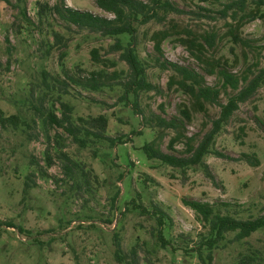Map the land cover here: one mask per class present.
Here are the masks:
<instances>
[{
  "label": "rangeland",
  "instance_id": "obj_1",
  "mask_svg": "<svg viewBox=\"0 0 264 264\" xmlns=\"http://www.w3.org/2000/svg\"><path fill=\"white\" fill-rule=\"evenodd\" d=\"M173 1L188 12L171 18L199 32L217 31V42L205 52L211 65L196 59L179 35L163 41L161 59L196 69L212 87L221 86L217 73L209 72L213 65L226 64L242 74L253 62L250 52L226 36L224 20L212 18L229 0ZM60 2L0 0V264H127L134 259L139 264H201L191 249L208 228L184 198L229 203L223 212L241 219L264 214V87L239 104L203 157L213 178L201 164L183 170L149 160L142 146L157 134L144 118L150 111L171 118L188 110L191 119L183 131L198 145L228 96L222 91L218 101L200 109L188 91L171 83L175 72L155 64L159 55L150 39L167 24L150 21L139 26L138 53L147 63V81L157 88L121 100L129 66L122 51L111 48L115 37L65 21L54 10ZM65 3L113 17L96 0ZM240 31L264 45V17L246 21ZM119 37L127 45L130 36ZM93 49L100 60L93 59ZM94 71L103 72L107 85L94 90L76 81ZM62 102L72 107L78 124L106 115V135L128 142L111 144L91 136L81 146L60 128L45 127L43 114L61 116ZM12 115L19 117L17 125L3 122L1 117ZM166 133V153L190 155L185 137L171 148L175 131ZM140 198L148 211L131 203ZM156 208L165 213L163 226ZM160 231L171 244L162 245ZM214 264H264V229L246 238L227 233L214 250Z\"/></svg>",
  "mask_w": 264,
  "mask_h": 264
},
{
  "label": "trees",
  "instance_id": "obj_2",
  "mask_svg": "<svg viewBox=\"0 0 264 264\" xmlns=\"http://www.w3.org/2000/svg\"><path fill=\"white\" fill-rule=\"evenodd\" d=\"M96 3L100 8L113 14V17H102L90 11L72 8L66 5L65 0L57 3L54 6V10L62 19L78 27H87L104 35L115 37V43L111 48L115 51L121 50V57L129 66V77L121 83L125 90L121 100L128 101L129 95H133L137 99L141 91L157 88L147 81V63L141 59L138 53L139 26L150 21L167 24L164 29L153 31L150 34V39L154 42V49L159 55L155 59V64L162 69L171 68L175 72L171 77V83L178 84L188 91L193 97L194 103L200 109H204L205 103L218 101L222 91L228 96L227 102L220 104V116L213 120L211 129L204 135L198 145L194 144V137L186 136L183 131L187 120L191 119V114L188 110L182 109L180 116L171 118H166L155 111H150L149 116L144 117L146 118L147 126L157 129L156 136L142 146V150L149 160L158 159L183 170L191 165L201 164L205 168L206 174L213 178L207 163L203 161V157L211 153V143L223 126L229 122L233 113L239 108V104L246 101L257 89L264 87V66L261 65L260 56L264 45H257L255 43L257 40L244 37L240 31L246 21L261 16L264 17V0H229L223 4L221 9L216 11L218 17H212L223 19L228 28L225 32L226 36H230L235 44L241 45L246 52H250L254 57L253 62L242 74H236L226 64L218 63V65H213L209 72L211 74L217 73L221 81L220 87L207 85L205 76L194 68L164 58L161 59L164 55L163 41L171 36L179 35L178 40L186 46L196 59L211 65V61L206 57L205 52L216 45L217 31L212 29L199 32L190 25H183L176 19L171 18V14L188 12L177 2L173 0H96ZM200 8L210 11L206 7L200 6ZM121 34L130 36L127 45H123L119 37ZM55 39L57 42L63 41V37L59 33L55 34ZM92 57L94 60H100L97 49L92 50ZM103 76V72L94 71L91 77H87L84 80L77 79L76 81L80 85L97 90L107 85V81L103 79ZM61 106V116L51 111L43 114L45 127L56 126L60 128L81 146H85L91 136L97 140H107L111 144L128 142L122 138L116 142V140L106 135L105 132L109 124L106 115L100 114L96 117L82 119V122L78 124L72 119V107L64 102L61 103ZM135 109L142 112L137 103ZM1 118L3 122L7 121L15 125L19 121L17 115ZM169 129L175 131V135L169 142L170 147L173 148L177 141L185 137L186 151L190 155L177 156L166 153L162 149L164 138L167 135L166 130ZM62 154L67 157L65 153ZM217 154L221 155L222 153ZM70 169L69 167L68 170ZM131 203L135 208H141L144 212L148 211L141 202V198L140 201L132 199ZM183 203L193 209L197 218L208 228L207 234L203 235L198 244L191 249V251L196 252L201 264H214V250L227 233L237 232L238 238H246L257 230L264 229V214L256 218L241 219L230 212H223L222 208L229 206V203L226 202L215 204L209 201L184 198ZM156 214L159 225L163 226L165 224L164 211L156 208ZM159 239L164 246L171 244L170 241L163 237L162 231H160ZM127 264H139V262L134 259L127 261Z\"/></svg>",
  "mask_w": 264,
  "mask_h": 264
}]
</instances>
